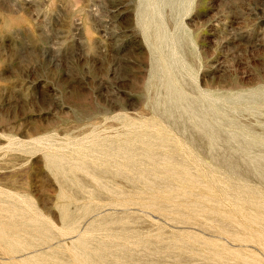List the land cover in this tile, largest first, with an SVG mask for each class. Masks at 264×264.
Wrapping results in <instances>:
<instances>
[{"label":"rangeland","instance_id":"374dc122","mask_svg":"<svg viewBox=\"0 0 264 264\" xmlns=\"http://www.w3.org/2000/svg\"><path fill=\"white\" fill-rule=\"evenodd\" d=\"M0 264H264V0H0Z\"/></svg>","mask_w":264,"mask_h":264}]
</instances>
